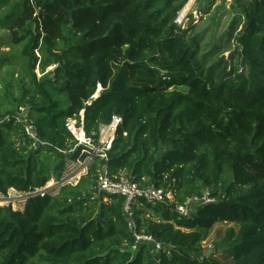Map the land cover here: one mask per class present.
I'll return each instance as SVG.
<instances>
[{
  "label": "trees",
  "instance_id": "trees-1",
  "mask_svg": "<svg viewBox=\"0 0 264 264\" xmlns=\"http://www.w3.org/2000/svg\"><path fill=\"white\" fill-rule=\"evenodd\" d=\"M188 1L0 0V28L22 47L18 95L10 72L0 120L28 107L46 143L34 149L20 124H0V194L36 192L85 161L67 120L84 111L98 140L122 119L108 160L77 185L30 197L22 210L0 206V264H226L203 248L217 224L233 225L216 245L232 264H264V0H234L228 44L204 49L193 25L177 23ZM217 1L199 0L201 12ZM103 166L141 188L172 186L178 203L206 189L216 202L181 219L140 199L137 232L169 253L146 242L133 250L125 198L98 190Z\"/></svg>",
  "mask_w": 264,
  "mask_h": 264
},
{
  "label": "built area",
  "instance_id": "built-area-1",
  "mask_svg": "<svg viewBox=\"0 0 264 264\" xmlns=\"http://www.w3.org/2000/svg\"><path fill=\"white\" fill-rule=\"evenodd\" d=\"M182 18L184 19V17L180 15L177 18V21L181 22ZM53 69L54 67H51L48 71H51ZM243 71L244 68L239 65L238 74H241ZM101 91L102 87L99 85L97 93L92 97V100H97L100 97ZM88 104L91 103L89 102ZM13 121L23 127L28 140L31 142L32 148L38 149L41 145L46 144L40 139L37 133L35 123L31 117V113L28 107L19 108L14 115H8L5 118L1 119L0 124L4 122L9 123ZM84 121L85 115L84 111H82L80 114V118L69 119L65 124L67 131L74 137L77 143L76 148H82V155H87L85 161L78 162L79 164L84 163L83 170L80 172L79 175L75 177L73 174H71V167L68 166V173L63 181L59 183L55 181V183L57 184L48 188V185L52 182L51 181L47 183L45 187L38 189L36 192L22 194L21 198L24 199V201L33 196H44L47 192L65 184L77 185L81 178L88 174V168L90 164L94 163L97 159H103L105 161L108 160V153L112 150L113 143L116 138L117 129L121 124L122 119L120 117H114L111 124L103 126L100 130L98 140L95 139L93 136L91 137L87 135ZM72 180H74L75 183H71L73 182ZM97 183L98 190L100 193H104L109 196H122L125 198L124 214L126 215L128 220L129 230L135 236L136 239V243L133 247V250L138 249L139 243L146 242L153 247L154 252L156 251V253H169L168 248L152 236L139 234L137 232L134 208L138 205L140 199L146 201L148 204H151L153 206L160 204L173 206V210L178 214L179 218L181 219H191L196 214L198 207L216 202V199L212 197L210 195L209 190L206 189L200 194L195 195L193 198L188 199L185 203H178L176 201V194L175 191L172 189V186L168 187L167 189H159L154 186L148 188H141L138 183L134 182L128 176H121L119 179H113L110 176L106 166H103L99 170Z\"/></svg>",
  "mask_w": 264,
  "mask_h": 264
},
{
  "label": "rangeland",
  "instance_id": "rangeland-1",
  "mask_svg": "<svg viewBox=\"0 0 264 264\" xmlns=\"http://www.w3.org/2000/svg\"><path fill=\"white\" fill-rule=\"evenodd\" d=\"M233 3L234 0H218L213 9L208 14H205L204 12H201L202 8L199 0H189L182 10L183 12L181 11L182 13L180 12L181 14L179 13L178 15V17L182 15L184 19L182 18L181 22L177 21V23L182 27V29L193 25L194 28L191 31V34L202 35L200 39L201 47L203 49L207 45L219 44L220 38H223L221 44L226 46L228 44V38L225 35H227L229 31L234 17L239 14V11H237L233 6ZM232 45L234 49V41ZM21 50V46H16L14 44L12 35L9 30L0 28V111H4L10 107L9 102L5 100V89L8 82L11 80V75L9 73H17L20 68L18 56ZM235 66L237 68L236 74H238V63H236ZM17 75L18 73L15 74L12 86V90L15 96L18 95ZM37 75L39 78L42 76L39 69L37 70ZM62 99L64 101V104L67 105L68 100L66 96H62ZM69 166L71 167V174L77 176L83 170L84 163L79 164L77 162H70ZM72 181L73 182L71 183H75L74 180ZM52 183H54V185L57 184L54 180H52ZM14 197L16 198L13 199ZM21 197L22 194L16 192L13 189L8 192V196H3L2 194H0V206L11 205L14 210H22L24 208L25 201ZM230 227H233V225L217 224L212 229L208 240L203 243V248L206 253L212 250L216 254L215 256L217 257V259H220L226 264H232V259L228 257L226 250H216V245L220 244L221 239L224 238L227 229H229Z\"/></svg>",
  "mask_w": 264,
  "mask_h": 264
},
{
  "label": "water",
  "instance_id": "water-1",
  "mask_svg": "<svg viewBox=\"0 0 264 264\" xmlns=\"http://www.w3.org/2000/svg\"><path fill=\"white\" fill-rule=\"evenodd\" d=\"M212 253H213V251L210 250L208 253L205 254V256H209V255L212 254Z\"/></svg>",
  "mask_w": 264,
  "mask_h": 264
},
{
  "label": "bare ground",
  "instance_id": "bare-ground-1",
  "mask_svg": "<svg viewBox=\"0 0 264 264\" xmlns=\"http://www.w3.org/2000/svg\"><path fill=\"white\" fill-rule=\"evenodd\" d=\"M74 176H76V175H74ZM54 185V184H53ZM53 185H50L48 188H50V187H52ZM16 197H14L13 199H15Z\"/></svg>",
  "mask_w": 264,
  "mask_h": 264
}]
</instances>
